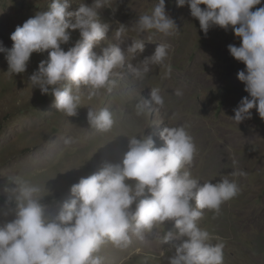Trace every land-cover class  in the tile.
<instances>
[{
	"label": "clouds",
	"instance_id": "obj_1",
	"mask_svg": "<svg viewBox=\"0 0 264 264\" xmlns=\"http://www.w3.org/2000/svg\"><path fill=\"white\" fill-rule=\"evenodd\" d=\"M73 0H50L48 10L37 13L11 33L10 49L0 44L10 76L27 71L34 53H47L29 76L33 87L54 97V107L67 117L78 115L82 89L93 99L101 90L111 91L118 69L127 70L143 80L151 66L165 68L170 45L157 44L154 52L141 63L129 59L145 50L142 39H132L122 46L126 26L122 23L115 35L118 43L94 51L106 39L110 23L102 19V10L110 0H85L70 11ZM262 0H176L177 7L187 6L207 36L210 29L232 30L240 45L227 46L230 55L245 65L237 78L245 87L231 118L239 125L252 118L255 109L264 120V6ZM203 6V7H202ZM175 21L166 13V0H158L150 14L136 21L138 33L155 30L170 36ZM79 37L71 46L72 33ZM182 96L181 90L175 93ZM163 107L160 89L151 88L150 98L136 104L142 116L152 106ZM88 125L100 132L111 130L113 114L107 108L87 112ZM163 145L155 146L152 135L133 136L122 164H106L98 173L82 177L70 187L72 198L62 204L58 215L45 218L40 188L22 177L5 205L15 204V216L0 225V264H104L99 254L105 243L118 249L128 248L133 239L144 241L147 233L166 222H174L175 233L166 232L163 243L171 244L174 254L168 264H223V243H211L207 230L198 225L203 210L220 213L222 204L235 198L240 187L224 176L216 182L201 183L185 170L196 154L192 136L183 125L165 126L159 133ZM233 177L244 176L237 169ZM134 206V207H133ZM7 215V213H5Z\"/></svg>",
	"mask_w": 264,
	"mask_h": 264
},
{
	"label": "rangeland",
	"instance_id": "obj_2",
	"mask_svg": "<svg viewBox=\"0 0 264 264\" xmlns=\"http://www.w3.org/2000/svg\"><path fill=\"white\" fill-rule=\"evenodd\" d=\"M81 2L73 0L69 10H77ZM157 2L110 0L111 7L102 10L101 16L111 27L94 51L118 43L115 33L122 23L127 29L122 46L132 39L145 42L144 52L129 62L139 64L157 44H168L170 55L165 63L172 65L171 75L165 74L163 66L153 65L139 80L126 66L118 69L110 92L101 90L89 100L88 89H82L75 117L59 113L54 97L41 94L29 82L39 62L47 58L46 52L34 53L27 71L13 76L7 73L6 54L0 52V225L14 219V201L5 205V200L12 196L8 190L16 187V177L40 188V202L50 220L72 198L70 187L80 178L98 173L106 164H122L131 137L152 135L155 146L160 147L163 127L183 125L197 149L185 170L201 183L227 176L240 187L235 198L222 204L218 215L203 210L199 227L209 232L211 243H223V264H264V120L255 109L252 118L239 125L231 118L241 98L248 95L237 78L245 65L227 48L229 44L239 46L240 40L231 29L219 27L205 36L190 9L177 7L176 0H166V13L176 25L172 35L155 30L138 33L137 19L150 14ZM49 4L50 0H0V44L10 49L16 27L47 11ZM261 6L264 0L256 7ZM78 37L73 32L65 49ZM151 88L160 89L164 105H153L151 112L138 116L135 106L150 98ZM178 89L182 96L175 94ZM90 108H107L113 114L110 131L100 132L88 125ZM237 169L246 175L233 177L231 173ZM176 231L174 222H166L147 233L144 241L133 239L126 249L105 243L99 254L104 264H168L167 258L174 254L171 244L176 241L163 243L162 237Z\"/></svg>",
	"mask_w": 264,
	"mask_h": 264
}]
</instances>
